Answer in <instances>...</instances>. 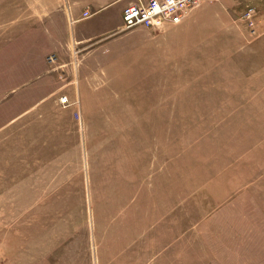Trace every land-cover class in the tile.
I'll use <instances>...</instances> for the list:
<instances>
[{"label":"rangeland","instance_id":"374dc122","mask_svg":"<svg viewBox=\"0 0 264 264\" xmlns=\"http://www.w3.org/2000/svg\"><path fill=\"white\" fill-rule=\"evenodd\" d=\"M16 12L0 0V264H264V0L119 30L70 77L19 53Z\"/></svg>","mask_w":264,"mask_h":264},{"label":"crops","instance_id":"0c3cea01","mask_svg":"<svg viewBox=\"0 0 264 264\" xmlns=\"http://www.w3.org/2000/svg\"><path fill=\"white\" fill-rule=\"evenodd\" d=\"M137 1L17 0L16 13L24 21L16 31L19 53H36L38 57L47 52L54 53L57 59L54 71L67 77L77 76L76 62L85 60L89 51L98 44L100 47L106 38L125 30L122 9ZM84 11L88 12L87 16H83ZM28 36L31 37L28 39ZM23 59L31 58L24 55ZM256 108L264 109V106L260 104ZM259 118L257 116V123Z\"/></svg>","mask_w":264,"mask_h":264},{"label":"built area","instance_id":"2783aa9c","mask_svg":"<svg viewBox=\"0 0 264 264\" xmlns=\"http://www.w3.org/2000/svg\"><path fill=\"white\" fill-rule=\"evenodd\" d=\"M200 0H145L125 5L121 12L124 29H131L134 26H144L150 29H160L167 25L181 23L190 9L195 7ZM88 12L84 11L83 16ZM49 64L57 62L54 53L46 55ZM61 106L69 104L65 94L58 97Z\"/></svg>","mask_w":264,"mask_h":264}]
</instances>
